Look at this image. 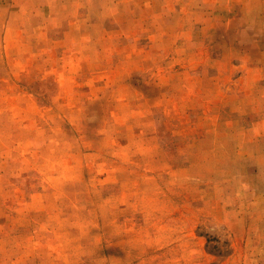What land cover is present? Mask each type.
Here are the masks:
<instances>
[{"label": "rangeland", "instance_id": "1", "mask_svg": "<svg viewBox=\"0 0 264 264\" xmlns=\"http://www.w3.org/2000/svg\"><path fill=\"white\" fill-rule=\"evenodd\" d=\"M0 264H264V0H0Z\"/></svg>", "mask_w": 264, "mask_h": 264}]
</instances>
